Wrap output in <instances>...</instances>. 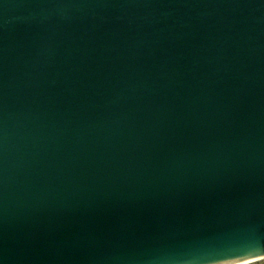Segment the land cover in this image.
Instances as JSON below:
<instances>
[{
    "label": "water",
    "instance_id": "obj_1",
    "mask_svg": "<svg viewBox=\"0 0 264 264\" xmlns=\"http://www.w3.org/2000/svg\"><path fill=\"white\" fill-rule=\"evenodd\" d=\"M264 257V0H0V264Z\"/></svg>",
    "mask_w": 264,
    "mask_h": 264
},
{
    "label": "bare ground",
    "instance_id": "obj_2",
    "mask_svg": "<svg viewBox=\"0 0 264 264\" xmlns=\"http://www.w3.org/2000/svg\"><path fill=\"white\" fill-rule=\"evenodd\" d=\"M262 260H264V257H261V258L255 260V261L249 262V263H247V264H255V263H258V262H260V261H262Z\"/></svg>",
    "mask_w": 264,
    "mask_h": 264
},
{
    "label": "built area",
    "instance_id": "obj_3",
    "mask_svg": "<svg viewBox=\"0 0 264 264\" xmlns=\"http://www.w3.org/2000/svg\"><path fill=\"white\" fill-rule=\"evenodd\" d=\"M255 264H264V260L258 262V263H255Z\"/></svg>",
    "mask_w": 264,
    "mask_h": 264
}]
</instances>
